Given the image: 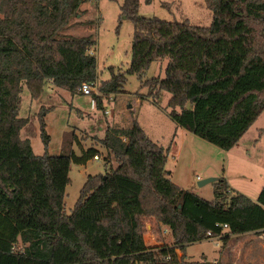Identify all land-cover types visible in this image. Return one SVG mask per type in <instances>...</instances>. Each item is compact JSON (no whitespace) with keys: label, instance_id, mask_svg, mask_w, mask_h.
Instances as JSON below:
<instances>
[{"label":"trees","instance_id":"16d2710c","mask_svg":"<svg viewBox=\"0 0 264 264\" xmlns=\"http://www.w3.org/2000/svg\"><path fill=\"white\" fill-rule=\"evenodd\" d=\"M88 1L0 0V264H187L176 249L184 256L209 232L226 244L264 231V186L253 201L220 178L214 200L202 199L172 182L166 151L137 122L107 130L101 143L118 167L89 176L67 214L71 165H86L97 150L77 156L68 144L59 156L35 155L21 139L29 120L19 105L24 85L39 99L49 81L78 93L98 79L93 36L62 35ZM204 1L214 14L208 28L142 17L140 0H125L122 15L135 29L131 64L118 74L111 68L100 91L118 94L127 75L143 79L168 60L165 78L143 85L171 94L178 127L229 152L264 113V0ZM148 221L156 232L170 229L172 247L147 248Z\"/></svg>","mask_w":264,"mask_h":264},{"label":"rangeland","instance_id":"374dc122","mask_svg":"<svg viewBox=\"0 0 264 264\" xmlns=\"http://www.w3.org/2000/svg\"><path fill=\"white\" fill-rule=\"evenodd\" d=\"M124 4L125 0H89L81 7L85 17L80 21L75 19L72 27L62 34L63 37L93 36L96 45L91 53L97 59V81L100 86L111 80V68L118 74L126 72L131 64L135 29L133 23L122 15ZM139 14L145 18L187 22L205 28L210 27L214 20V14L204 0H150V3L140 0ZM167 64L168 60L154 62L143 79L137 75H127L120 93L103 95L99 100L96 96H84L58 87L52 89L47 84L42 96L34 99L24 85L19 105L20 117L29 121L21 131V139L30 141L35 155L47 153L59 156L70 144L77 155H82L84 146L86 149H96L100 157V160L92 158L86 165H71V183L65 197L68 215L78 202L89 176L105 175L109 169L118 167V163L101 143L109 126L130 128L134 122L143 128L152 141L164 148L167 171L171 173L172 182L181 188L193 190L202 199L213 201V185L199 187L198 183L208 178H224L233 191L257 199L264 185V113L232 153L195 137L171 119V94L162 91L159 96L151 95L150 89L143 85L146 80L164 79ZM106 111L108 114H105ZM42 121L50 137L47 146L42 137ZM149 224H153V221L146 223L145 235ZM156 230V227L151 228V235L157 236L158 242L174 244L171 232L164 236L163 231ZM216 243L211 240L187 247L185 262L222 264L219 261L221 253L228 246L224 247L222 242L219 245ZM204 255L208 257V263L202 259ZM230 256L225 255L223 264L233 262L232 254Z\"/></svg>","mask_w":264,"mask_h":264},{"label":"crops","instance_id":"0c3cea01","mask_svg":"<svg viewBox=\"0 0 264 264\" xmlns=\"http://www.w3.org/2000/svg\"><path fill=\"white\" fill-rule=\"evenodd\" d=\"M84 6H85V4L82 7H84ZM82 9H84V8H82ZM85 10H86V8H85ZM84 13H85V11L83 10V15L81 14L77 18V20L80 21V19L84 18L85 17ZM81 22H83V21L81 20ZM90 54L92 56H94L93 53L90 52ZM47 85H49L50 88H52V89L56 88V86L51 81H49L47 83ZM109 128H111V127L109 126ZM190 134H192V133H190ZM238 146H239V144L236 147H238ZM82 148L85 149L84 151L89 150V149H86L87 147H84V146ZM82 148H81V150H82ZM234 149H232L229 152L232 153V151H234ZM82 154H83V152H82ZM77 156H81V155H77ZM177 186H179V185H177ZM231 189H232V187H231ZM260 192L258 194H260ZM236 193H241V192L237 191ZM241 194H243V193H241ZM244 195H246V194H244ZM246 196L249 197L248 195H246ZM249 198L252 199L253 201H256L258 199V197L256 200L253 199L252 197H249ZM151 227H152V225H151ZM145 239H146V237H145ZM222 243H223V241H222ZM225 246H228V248H225L228 250V252H227V250H225V251L222 250L221 257L219 259V261L222 262V264H223V259H224L225 255H226V257H228V256L231 257L230 254H232L233 262H228L226 264H264V231H260L257 233H247V234H243V235L232 236L229 239V241L224 245V247ZM183 258H184V262L187 261V253L186 252H185V255ZM207 258L208 257L206 255H204L202 258L205 263H208Z\"/></svg>","mask_w":264,"mask_h":264},{"label":"built area","instance_id":"2783aa9c","mask_svg":"<svg viewBox=\"0 0 264 264\" xmlns=\"http://www.w3.org/2000/svg\"><path fill=\"white\" fill-rule=\"evenodd\" d=\"M79 93H81L84 96H96L97 98L103 97V93L100 91V84L97 80L93 81V82L84 83L81 86ZM105 114H108V112L106 111ZM94 160H100V157L97 155V156H95ZM198 179H200V178H198ZM151 228H152L151 224H149L147 227L148 232L145 235V237H146L145 244H146L147 248H157V247L166 246L167 244H162L161 242H158L157 236L151 235V234H153L151 231ZM224 228L228 229V225H225ZM162 231H163L162 235H164V236H166L167 234H169L171 232L168 227L164 228ZM211 240H215L217 242L216 245H219V242H222V237L221 236L214 237L212 232H209L208 233V241H211ZM167 246L172 247L173 245H167ZM176 254H177V258L179 260L183 259L184 256H183V252L181 250L176 249ZM166 260L169 261L170 257H167Z\"/></svg>","mask_w":264,"mask_h":264},{"label":"water","instance_id":"95a60500","mask_svg":"<svg viewBox=\"0 0 264 264\" xmlns=\"http://www.w3.org/2000/svg\"><path fill=\"white\" fill-rule=\"evenodd\" d=\"M218 180L215 179V178H208V179H205V180H201L199 183H198V186L199 187H203V186H206L208 184H213V183H216Z\"/></svg>","mask_w":264,"mask_h":264}]
</instances>
